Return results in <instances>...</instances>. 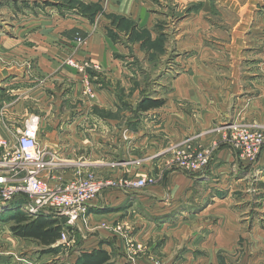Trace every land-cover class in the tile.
Here are the masks:
<instances>
[{"label": "crops", "instance_id": "0c3cea01", "mask_svg": "<svg viewBox=\"0 0 264 264\" xmlns=\"http://www.w3.org/2000/svg\"><path fill=\"white\" fill-rule=\"evenodd\" d=\"M240 1L0 0L6 20L0 22V137L12 138L23 120L37 115L39 144L58 161L45 174L52 183L80 167L107 178L158 175L156 184L134 194L104 190L89 204L92 226L128 221L134 239L157 245L154 254L165 264H235L219 253L264 246V149L250 163L217 131L234 121L264 126V0ZM96 3L101 11L93 19L78 9ZM178 12L185 17L174 33L170 18ZM207 14L229 23L228 51L203 45ZM144 31L151 47L144 45ZM243 41L256 48L238 50ZM182 46L196 53L183 56ZM69 58L90 60L99 71L78 72L67 65ZM242 60L245 66H239ZM146 86L162 104L141 110ZM123 117L129 124L114 137L121 139L115 160L121 166L113 168L110 129ZM196 136L205 146L220 143L207 168L186 172L169 162V146ZM137 159L140 166L128 162ZM24 203L19 197L0 207V264H47V256L62 252L60 237L47 245L13 232L18 216H27ZM55 217L66 224L64 216ZM97 226L76 232L71 264L95 249L106 250L112 264L155 263L152 256L121 258V236ZM242 263L248 264L245 258Z\"/></svg>", "mask_w": 264, "mask_h": 264}, {"label": "built area", "instance_id": "2783aa9c", "mask_svg": "<svg viewBox=\"0 0 264 264\" xmlns=\"http://www.w3.org/2000/svg\"><path fill=\"white\" fill-rule=\"evenodd\" d=\"M79 42L82 41L78 38ZM67 65L78 72L87 73L90 69H99L90 60L69 58ZM85 93L94 95L92 84L86 80ZM225 133L224 141L240 150L242 156L250 163L256 162L264 149V126L228 122L217 128ZM39 117L30 115L21 128L12 133V138L0 137V206L4 207L17 198H25L23 210L30 218L40 214L64 216L66 224L62 227L60 244L70 247L75 242V230L84 226L88 207L104 190L128 191L154 184L157 179L151 175L120 176L117 178L101 177L89 169L85 174L71 178L59 177L52 183L45 174H50L58 167L56 156L39 144ZM189 140V139H188ZM188 140L174 145L172 163L186 172H200L207 168L212 159L215 147L191 148ZM142 160L132 163L140 165ZM121 166V162L109 164ZM52 177V175H51ZM105 229L121 236V223Z\"/></svg>", "mask_w": 264, "mask_h": 264}, {"label": "rangeland", "instance_id": "374dc122", "mask_svg": "<svg viewBox=\"0 0 264 264\" xmlns=\"http://www.w3.org/2000/svg\"><path fill=\"white\" fill-rule=\"evenodd\" d=\"M256 11L258 12V10H256ZM184 17H185L184 12H178V13L173 14L172 17L170 18V26L173 28L174 33L176 31H178V25H179L181 19H183ZM3 18H5V17L3 15V13L0 11V22L3 21ZM223 18L219 19V17L214 16L212 14L211 15H209V14L205 15V20L207 21V23H209L210 27L209 28L206 27L207 31H205L203 33L205 36L209 35L207 37V39H206V42L203 45L209 46L210 48H208V50H225V51H228L229 42L227 40H230L229 37L231 36V29L228 26L229 23H226V21ZM239 18H240V11H239ZM208 20L211 21V23L208 22ZM4 21H6V20H4ZM213 21H215L216 24L218 25V27L216 28L215 31H214V29L213 30L211 29L213 27V24H214ZM208 29H211V30L208 31ZM148 47H151V46H148ZM153 47H154L155 50H160L161 46H157V44L154 43ZM192 47L193 46H182L181 50L184 51V52H182L183 56H186V54L187 55L188 54L192 55V54L196 53V50L194 48H192ZM253 48H256V45L253 44V43H246L245 41H243L241 43H238V50L246 51V50H250V49H253ZM171 53H172V51L170 52V54ZM170 54H169V57H170ZM147 57H149L148 54H147ZM147 57H146V62L147 63L144 64V68L145 69L149 68L148 58ZM164 59H165V61L167 60L166 57ZM169 60L170 59H168L167 61L169 62ZM168 62H166V63L168 64ZM244 62H245V60H242L241 65L239 64V66H245ZM172 67H174V64L172 65ZM178 69H181V67H179ZM93 70H95V69H93ZM97 70L98 69H96L95 72ZM173 70H174V68H173ZM174 73L176 74L177 72L175 71ZM153 80H155V78ZM153 80H151V82ZM142 94H143V97H141L142 100L145 97H147V98L149 97V98L152 99V97H151L152 96L151 95L152 92L150 91V88L148 86H146L144 91H142ZM88 98L91 99L92 97L88 96ZM137 108L138 107H136L135 109H137ZM32 115H35V114H32ZM23 122H25V120H23ZM128 124H129L128 121H126L125 117H123V118H120L119 121L115 122V128L114 129L113 128L110 129L111 130V132H110V142H111L110 161H112L111 163H115V162H117V161H115L117 158H121V139H120V137L114 138L115 136L118 135L117 130L121 131V127L122 126L124 127L125 125H128ZM243 124H247V123H243ZM214 131L216 132V129ZM186 140H188V144L193 149H195V148H211V149H213L214 142H218V141H213L211 144L205 146V145H203L201 143L200 138H198V136H196V137L186 138L183 141H181L180 143H182V142H184ZM180 143H177V144H180ZM219 145H220V143H219ZM218 148H219V146L215 147V151H214L213 157L215 155V152L218 150ZM173 149H174L173 145L169 146L166 149V151L170 153L169 162L171 160L173 161V158H174V155H175L174 152H173ZM259 156H260V154H259ZM132 161H134V160H131V161H128V162H129V164L131 166L133 165V167L134 166H140L142 164V162H141L140 165H137V164L132 163ZM128 162H125V164H127ZM79 171H81L83 174H85L88 170L87 169H83L82 170L81 167L77 168V169H75L73 171V173H72L73 175L72 176H75L76 174H79ZM147 175H149V174H147ZM157 178H158V175H155V179H157ZM156 183H157V180H156V182L154 184H156ZM154 184H149L148 186L154 185ZM140 189H142V188H140ZM137 190L138 189H131V193L134 194L135 192H138ZM102 192H104V191H102ZM123 192H125V191H123ZM255 206L256 205H254L253 208ZM254 211H250V217L251 218L255 216V212ZM46 215L47 216L48 215L53 216V214H49V213L48 214L46 213ZM194 223L195 222H193V224ZM104 224H106V223L103 221V222H100L98 224L99 226H97V225L96 226L98 228H100V227L105 228L103 226ZM193 224L191 223L189 225H193ZM108 225L112 226L113 224L108 223ZM96 226H92L91 219L87 215L86 220L84 221V226H81V227L84 228L83 231H84L85 234H87L90 230H93ZM78 231L80 232V229H76L75 232H74L75 240L77 238L76 232H78ZM111 236H113V235H111ZM247 242H249V241H247ZM3 244L4 243H0V245H3ZM62 246L63 245H61L59 247L62 250V252L60 254V257H58V258L56 257L55 258L52 255L47 256V259H46L47 264H71L70 253H69V249L71 247H66V246L62 247ZM149 246L150 245L145 243V242L144 243H140L138 240L136 241L134 239V237H133V226L131 225V223H129L128 221L123 222V220H121V258L122 257L126 258L128 260V262H137V260H140L141 258H143V256H147V257L152 256L153 258H155V261L152 260V261L155 262L154 264H165V262H163L160 259H158L159 256L154 254L153 250L157 247V245H153V248H151V247L149 248ZM144 254H146V255H144ZM219 258H221L222 260H225V259L232 260V261L235 262V264H241V262H242V260H244V258L246 259V262L248 264L249 263H252V264H264V246L263 247L262 246H260V247H257V246L252 247V245L248 244V246L246 248H241L240 250H238L234 254H232V253H229V254L223 253L222 254L220 252L219 253ZM48 261L51 262V263H49Z\"/></svg>", "mask_w": 264, "mask_h": 264}, {"label": "trees", "instance_id": "16d2710c", "mask_svg": "<svg viewBox=\"0 0 264 264\" xmlns=\"http://www.w3.org/2000/svg\"><path fill=\"white\" fill-rule=\"evenodd\" d=\"M69 1L75 2L76 4L77 0ZM78 9L84 16L88 17L89 19H93L95 15L101 11V5L96 3L85 7L80 6ZM121 25L130 28L131 22L121 18ZM141 36L146 40V43L144 44L145 46H152L148 38V31L142 32ZM161 104L162 101L160 100L145 97L140 102L139 108L141 110H148L150 108L158 107ZM55 216V214H53V216L42 214L37 218L18 216V224L13 226L12 230L16 235L23 237H34L40 239L44 244L51 245L52 243H55V241L61 236L62 230V226L58 222V218ZM110 259L111 257L106 250L95 249L91 252H83L78 258L76 264H112Z\"/></svg>", "mask_w": 264, "mask_h": 264}]
</instances>
